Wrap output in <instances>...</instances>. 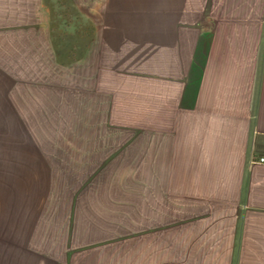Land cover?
<instances>
[{"label":"crops","instance_id":"crops-1","mask_svg":"<svg viewBox=\"0 0 264 264\" xmlns=\"http://www.w3.org/2000/svg\"><path fill=\"white\" fill-rule=\"evenodd\" d=\"M263 148L264 0H0V264H264Z\"/></svg>","mask_w":264,"mask_h":264},{"label":"rangeland","instance_id":"rangeland-1","mask_svg":"<svg viewBox=\"0 0 264 264\" xmlns=\"http://www.w3.org/2000/svg\"><path fill=\"white\" fill-rule=\"evenodd\" d=\"M79 3L82 5L81 9L83 11H85V12H88L89 14L92 13V14L97 15V14H105L106 13L105 7H102L101 9L94 8V10H91V7H88L85 4H82L81 2H79ZM70 4H71V7H54L53 11H54V13H57V14H62V13L72 14V13H75L74 5L72 4V2Z\"/></svg>","mask_w":264,"mask_h":264},{"label":"built area","instance_id":"built-area-1","mask_svg":"<svg viewBox=\"0 0 264 264\" xmlns=\"http://www.w3.org/2000/svg\"><path fill=\"white\" fill-rule=\"evenodd\" d=\"M253 162H254V163H259V164H264V148H263L262 153L259 154L258 156H256V157L253 159Z\"/></svg>","mask_w":264,"mask_h":264}]
</instances>
